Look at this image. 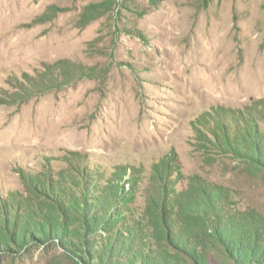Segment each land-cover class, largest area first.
I'll return each instance as SVG.
<instances>
[{
    "label": "rangeland",
    "instance_id": "374dc122",
    "mask_svg": "<svg viewBox=\"0 0 264 264\" xmlns=\"http://www.w3.org/2000/svg\"><path fill=\"white\" fill-rule=\"evenodd\" d=\"M0 264H264V0H0Z\"/></svg>",
    "mask_w": 264,
    "mask_h": 264
}]
</instances>
